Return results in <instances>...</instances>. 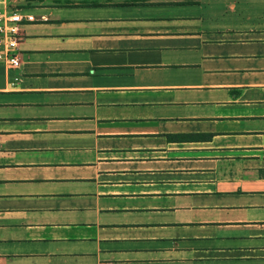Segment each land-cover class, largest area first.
<instances>
[{
	"label": "crops",
	"instance_id": "1",
	"mask_svg": "<svg viewBox=\"0 0 264 264\" xmlns=\"http://www.w3.org/2000/svg\"><path fill=\"white\" fill-rule=\"evenodd\" d=\"M9 6L0 264H264V0Z\"/></svg>",
	"mask_w": 264,
	"mask_h": 264
},
{
	"label": "built area",
	"instance_id": "2",
	"mask_svg": "<svg viewBox=\"0 0 264 264\" xmlns=\"http://www.w3.org/2000/svg\"><path fill=\"white\" fill-rule=\"evenodd\" d=\"M15 0H0V63L11 68L20 66L18 43L21 26L34 21L33 15H23L10 8Z\"/></svg>",
	"mask_w": 264,
	"mask_h": 264
},
{
	"label": "rangeland",
	"instance_id": "3",
	"mask_svg": "<svg viewBox=\"0 0 264 264\" xmlns=\"http://www.w3.org/2000/svg\"><path fill=\"white\" fill-rule=\"evenodd\" d=\"M155 72H146V73H144V76L145 77H149V75H151V77H153V76H155Z\"/></svg>",
	"mask_w": 264,
	"mask_h": 264
}]
</instances>
